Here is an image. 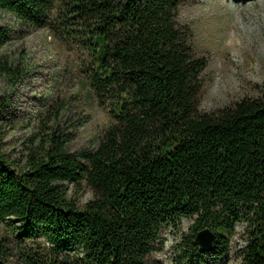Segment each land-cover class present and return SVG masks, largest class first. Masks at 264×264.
I'll list each match as a JSON object with an SVG mask.
<instances>
[{"label":"trees","instance_id":"1","mask_svg":"<svg viewBox=\"0 0 264 264\" xmlns=\"http://www.w3.org/2000/svg\"><path fill=\"white\" fill-rule=\"evenodd\" d=\"M181 1L0 0L25 27L82 50L87 81L114 120L95 147L70 152L68 130L81 122L62 126L68 110L52 102L19 153L7 152L8 97L26 67L0 54V222L14 225L22 264H150L159 227L195 215L184 253L206 254L195 236L208 227V253L220 259L241 210L253 220L240 264H264V101L199 111L207 60L178 19ZM11 30L0 25L1 44ZM84 186L92 198L79 207ZM12 255L0 237V264Z\"/></svg>","mask_w":264,"mask_h":264},{"label":"rangeland","instance_id":"2","mask_svg":"<svg viewBox=\"0 0 264 264\" xmlns=\"http://www.w3.org/2000/svg\"><path fill=\"white\" fill-rule=\"evenodd\" d=\"M215 1L182 0L178 7L179 21L190 27L198 55L207 60L198 109L209 114L242 99L264 101V0H244L246 4L238 7L234 6V0L221 7ZM0 25L12 29L8 42L0 43V54L23 58L26 67L8 97L15 126L6 130V151L19 153L20 143L36 131L39 116L52 102L63 103L68 110L60 121L62 126L69 125L71 116L81 122L68 130L73 137L68 146L70 152L95 147L114 120L108 108L99 105L87 81L82 50L59 41L47 29L25 27L4 11H0ZM0 88H3L1 79ZM74 197L77 205L83 207L92 193L84 186ZM196 217H181L162 224L149 263L240 264L253 214L246 210L239 212L228 235L229 252L220 259L209 253L200 257L184 253L183 241L191 235L190 227ZM13 226L0 222V237L11 244L13 255L8 264H22ZM38 241L48 245L43 238Z\"/></svg>","mask_w":264,"mask_h":264},{"label":"water","instance_id":"3","mask_svg":"<svg viewBox=\"0 0 264 264\" xmlns=\"http://www.w3.org/2000/svg\"><path fill=\"white\" fill-rule=\"evenodd\" d=\"M216 234L209 229L208 227L203 228L202 230L196 233V242L198 248L202 253H208L213 246Z\"/></svg>","mask_w":264,"mask_h":264},{"label":"bare ground","instance_id":"4","mask_svg":"<svg viewBox=\"0 0 264 264\" xmlns=\"http://www.w3.org/2000/svg\"><path fill=\"white\" fill-rule=\"evenodd\" d=\"M215 1V0H214ZM234 6L235 7H238V6H243L245 5L246 3L244 2V0H234ZM216 5L217 6H225L226 4L230 3L228 0H216L215 1ZM209 7V6H208ZM210 13V12H209ZM221 13V12H220ZM212 15V14H211ZM205 16V15H204ZM203 16V17H204ZM215 16V15H214ZM233 29V28H232Z\"/></svg>","mask_w":264,"mask_h":264}]
</instances>
